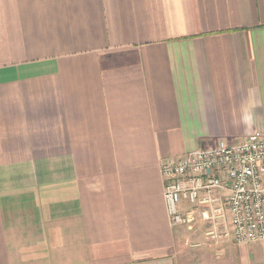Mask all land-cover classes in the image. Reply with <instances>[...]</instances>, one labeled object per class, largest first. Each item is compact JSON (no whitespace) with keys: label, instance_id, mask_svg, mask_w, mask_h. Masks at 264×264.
I'll return each mask as SVG.
<instances>
[{"label":"crops","instance_id":"crops-1","mask_svg":"<svg viewBox=\"0 0 264 264\" xmlns=\"http://www.w3.org/2000/svg\"><path fill=\"white\" fill-rule=\"evenodd\" d=\"M257 131L264 0H0V264H264L161 173Z\"/></svg>","mask_w":264,"mask_h":264},{"label":"built area","instance_id":"built-area-1","mask_svg":"<svg viewBox=\"0 0 264 264\" xmlns=\"http://www.w3.org/2000/svg\"><path fill=\"white\" fill-rule=\"evenodd\" d=\"M161 173L172 225L190 223V216L179 209L180 203L186 201L192 215L203 222L216 224L223 220L237 243L264 242L262 131L236 146L221 143L166 161Z\"/></svg>","mask_w":264,"mask_h":264}]
</instances>
